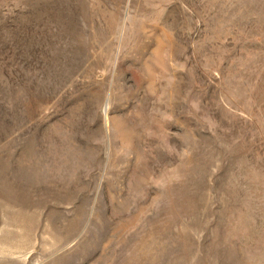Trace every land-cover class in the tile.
<instances>
[{"label": "rangeland", "instance_id": "obj_1", "mask_svg": "<svg viewBox=\"0 0 264 264\" xmlns=\"http://www.w3.org/2000/svg\"><path fill=\"white\" fill-rule=\"evenodd\" d=\"M0 264H264V0H0Z\"/></svg>", "mask_w": 264, "mask_h": 264}]
</instances>
